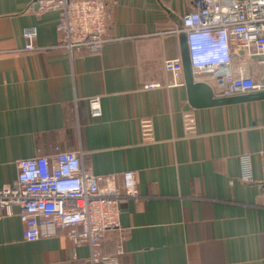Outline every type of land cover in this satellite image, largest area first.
I'll list each match as a JSON object with an SVG mask.
<instances>
[{"label": "crops", "instance_id": "crops-1", "mask_svg": "<svg viewBox=\"0 0 264 264\" xmlns=\"http://www.w3.org/2000/svg\"><path fill=\"white\" fill-rule=\"evenodd\" d=\"M109 1L113 40L70 57L54 48L58 13L0 0V187L15 181L21 160L80 150L83 166L120 191L132 171L140 192L122 200L103 254L121 247L120 264H264V99L196 108L184 72L183 85H170L164 63L182 59V17L194 0ZM31 27L33 45L49 50H26ZM245 152L252 182L241 180ZM11 212L0 210V264H89L88 246L64 231L26 241L19 209Z\"/></svg>", "mask_w": 264, "mask_h": 264}, {"label": "built area", "instance_id": "built-area-1", "mask_svg": "<svg viewBox=\"0 0 264 264\" xmlns=\"http://www.w3.org/2000/svg\"><path fill=\"white\" fill-rule=\"evenodd\" d=\"M37 15L58 13L56 47L73 57L80 49L98 51L112 41L108 29L114 18L109 0H37ZM187 50L195 82L210 85L217 98L264 91V0H194L193 9L182 17ZM37 29L27 28L26 50L47 51L33 45ZM255 60L261 76L251 74L248 65ZM171 86L183 85L181 58L165 61ZM158 85H147L153 89ZM92 116L101 115L99 100L91 101ZM151 140L150 125L144 126ZM188 135L195 132L186 116ZM83 153L60 151L18 162L12 184L0 187V210L12 215L19 209L26 241L49 239L64 231L74 245H87L89 264H120V247L113 255L101 251L106 232L120 227L121 202L138 199L140 192L132 171L123 174L124 188L116 189L112 179L94 175L83 166ZM241 180L252 182L251 156L240 157Z\"/></svg>", "mask_w": 264, "mask_h": 264}, {"label": "water", "instance_id": "water-1", "mask_svg": "<svg viewBox=\"0 0 264 264\" xmlns=\"http://www.w3.org/2000/svg\"><path fill=\"white\" fill-rule=\"evenodd\" d=\"M183 42V72L185 76V85L188 91L189 102L193 107H214L264 99V91L222 98L215 97L210 85L204 82L194 81L192 68L188 56L186 35L183 37Z\"/></svg>", "mask_w": 264, "mask_h": 264}]
</instances>
